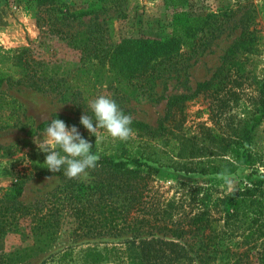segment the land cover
Segmentation results:
<instances>
[{
    "label": "trees",
    "instance_id": "trees-1",
    "mask_svg": "<svg viewBox=\"0 0 264 264\" xmlns=\"http://www.w3.org/2000/svg\"><path fill=\"white\" fill-rule=\"evenodd\" d=\"M161 1L171 12V31L167 36L103 43L90 33L79 35L70 29L73 24L100 14L123 16L124 11L118 7L120 4L116 5L118 10L113 6H93L71 11L63 0H29L38 35L25 46L0 52V95L8 88L29 87L40 93L60 96L72 103L78 114V99L89 101L93 96L92 83L101 79L110 86H116L111 99L120 107L127 96L123 88L130 90L129 95L152 99L158 81L171 74L180 75L191 60L211 46L223 27L236 23L239 34L225 50L211 76L196 83L191 94L162 97L165 108L156 127L132 119L131 128L136 137L159 139L167 134V124L184 103L195 97L202 95L209 99V106L204 112H208L209 108L211 115L214 114V104L222 108L230 101H238L237 90L241 87L240 80L248 57L259 55L264 45L263 37L256 28L257 11L251 0H215L214 12L197 17L188 13V0ZM51 40L77 49L82 58L88 60L91 73L82 69L71 82L56 77L53 70L47 73L45 54L50 50ZM98 44L104 45L102 51L98 49ZM94 59L97 60L95 63ZM256 90H253L255 97L249 99L252 109L242 127L241 141L247 142L250 148L258 142L257 131L264 120V78L258 82ZM7 102L8 99L1 101L0 98V112L3 109L7 111ZM14 117L6 115V112L0 114V127H12ZM52 119L63 120L69 128L76 126L71 118L57 115L39 123L35 132L44 133ZM208 131V141L229 152L232 158L238 155L234 149L239 142L242 143L238 138L226 145L212 129ZM219 139L224 147L218 144ZM124 142L127 144L125 148L132 151L136 141ZM97 155L99 161L96 168L88 171L93 178L91 183L67 181L41 198L21 203L19 200L23 196L24 185L31 177L66 178L63 169L51 173L43 165L45 159H41L28 171L29 174L0 188V236H16L21 240L17 248L0 255V264H22L46 251L57 240L65 213H71L76 225L74 230L82 234L113 237L130 234L133 239L127 241L124 252L127 264H186L191 259L200 264H264L263 176L256 173L253 179L227 193L215 205L216 215L206 200L196 211L192 207L175 211L169 206L164 207L154 197V179L151 176L156 171L151 166L129 155L124 160ZM247 158L253 165L250 154ZM211 164L222 168L229 162L214 161ZM177 167L190 170L188 172L194 170L183 169V165L174 163V168ZM158 235L171 240L168 242L171 247L176 246L173 245L174 240L183 241L186 250L137 248L134 244L142 236L156 239L154 237ZM224 241L232 245L225 247L222 245Z\"/></svg>",
    "mask_w": 264,
    "mask_h": 264
},
{
    "label": "rangeland",
    "instance_id": "rangeland-1",
    "mask_svg": "<svg viewBox=\"0 0 264 264\" xmlns=\"http://www.w3.org/2000/svg\"><path fill=\"white\" fill-rule=\"evenodd\" d=\"M28 1L0 0V52L25 46L28 41L36 39L38 29ZM63 1L71 11L85 10L93 6H113L117 9L116 5L120 4L118 9L124 11L123 16L100 14L92 19H83L80 23L73 24L70 29L74 34L90 33L103 43H119L130 38L160 39L171 31V12L164 7L161 0ZM251 2L257 11L256 28L264 43V0ZM216 5L215 0H188L187 11L195 17L204 16L214 12ZM235 24L223 27L211 46L191 60L180 75L171 74L158 81L153 89L152 99L129 95L130 90L123 88L127 96L123 99L121 107L119 106L120 109L132 119L156 127L164 113L165 100L162 97L179 93L191 94L196 83L208 79L219 66L225 50L239 34ZM93 47L92 45L91 48ZM49 48L45 54V59L48 60L47 73L50 74V70H53L56 77L66 78L68 82L82 69L91 73L92 67L88 66V60L82 58L77 49L54 40L50 41ZM98 49L102 51L104 45L98 44ZM93 61L95 63L97 60ZM247 62L240 80L241 87L237 90L238 101H230L222 108L214 104V114L211 115L209 108L208 112H204L209 106V99L202 95L195 97L185 102L174 119L167 124L165 136L150 140L136 137L135 134L130 138L129 142L136 141L132 151L125 148L127 144L124 141L112 139L106 134L96 141V137L79 122L85 112L92 115L89 107L92 99L99 95L113 97L116 86L108 85L105 80L98 79L92 83L93 96L89 101L76 100L80 104L78 114L75 113L76 109L72 103L56 94L40 93L29 87L6 89L0 98L1 101L3 98L8 99L9 105L7 111L3 107L0 114L6 112V115L15 117L12 127H0V188L7 187L13 181L29 174L32 166L45 159L46 154L39 152L33 142L42 139L43 134L35 132V127L53 116L60 115L69 117L76 123L81 135L92 144L93 153L123 160L129 158V155L151 166L156 171L151 176L154 179V197L159 199L164 207L169 206L175 211L192 207L196 211L206 200L216 215L215 205L227 193L235 190L237 185L253 179L256 173L264 177V120L258 128L256 139L259 140L253 148H250L247 142L241 141L242 127L252 109L249 99L255 97L253 90L257 89L258 82L264 78V45L261 53L249 56ZM208 129L217 133L226 145L238 138V141L242 142L234 148L238 155L232 158L229 152L220 150L217 144L208 141ZM217 142L221 147L225 146L220 143V139ZM248 154L254 160L253 165L247 158ZM214 161L229 164L222 168L214 167L211 164ZM174 163L183 165V169L194 170L188 172L190 170L174 168ZM92 180L90 175L76 179L31 177L24 185V193L19 201L24 204L32 202L67 181L86 184ZM70 214H64L63 226L54 244L22 264H127L124 252L127 241L133 239L130 234L115 237L96 236L86 232L82 234L74 230L76 225ZM154 238L156 239L142 236L136 239L134 244L137 248L186 250L183 241L174 240L173 245L176 246L171 247L168 245L171 240L160 235ZM20 241L16 236H0V255L17 248ZM222 245L226 247L232 244L224 241ZM191 260L186 264H200L194 259Z\"/></svg>",
    "mask_w": 264,
    "mask_h": 264
},
{
    "label": "clouds",
    "instance_id": "clouds-1",
    "mask_svg": "<svg viewBox=\"0 0 264 264\" xmlns=\"http://www.w3.org/2000/svg\"><path fill=\"white\" fill-rule=\"evenodd\" d=\"M89 107L92 115L85 112L79 122L96 137V141L103 134L120 141H128L135 135L131 128L132 117L126 115L109 96H97L89 102ZM41 136L42 139L33 142L39 152L46 154L43 165L51 173L63 169L65 177L76 179L86 177L89 170L96 168L99 156L92 152V144L75 125L69 128L63 120L52 119Z\"/></svg>",
    "mask_w": 264,
    "mask_h": 264
}]
</instances>
